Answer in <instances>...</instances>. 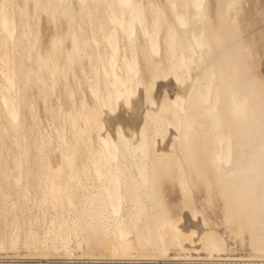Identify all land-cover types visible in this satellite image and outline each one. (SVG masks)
Wrapping results in <instances>:
<instances>
[{"label": "bare ground", "instance_id": "bare-ground-1", "mask_svg": "<svg viewBox=\"0 0 264 264\" xmlns=\"http://www.w3.org/2000/svg\"><path fill=\"white\" fill-rule=\"evenodd\" d=\"M0 264H264V0H0Z\"/></svg>", "mask_w": 264, "mask_h": 264}, {"label": "rangeland", "instance_id": "rangeland-1", "mask_svg": "<svg viewBox=\"0 0 264 264\" xmlns=\"http://www.w3.org/2000/svg\"><path fill=\"white\" fill-rule=\"evenodd\" d=\"M42 17H43V18H42ZM44 20H45V15H44V16L42 15V16H41V21H44ZM18 248H21V250L16 249L17 251L15 250V251H13V253H10L12 256L15 255V256H14L15 258L13 257L14 261H18V260H19V261H30V260H31L30 262H33V261H35V259H36V261H38V260H37V257H36V256H37V253H38V250H37V251L34 250L35 252L32 250L31 252H33V253H31V255H32V254H33V255H32V256L29 255L28 257H26L25 254H24V253H25V249L23 250V247H18ZM22 250H23V252H22ZM177 250H178V249H177ZM177 250H174V248H173V249L170 250V252H171V253H175V252L177 253V252H178ZM173 251H174V252H173ZM179 252H181V251L179 250ZM179 252H178V253H179ZM53 253H54L55 255H54V254H53V256L50 255L49 259H50L51 261H57V260L55 259V257H58V254L55 253V251H54ZM18 254H19V255H18ZM35 254H36V255H35ZM56 254H57V255H56ZM22 255H23V256H22ZM21 256H22V257H21ZM91 256H92V255H91ZM35 257H36V258H35ZM83 257H84V258H82V261H84V260H86V261H87V260L95 261L96 258H99V257H97V256H95V257L92 256V257L90 258V255H89V256L86 255V256H83ZM104 257H105V258H104ZM17 259H18V260H17ZM26 259H27V260H26ZM32 259H33V260H32ZM93 259H94V260H93ZM97 260H100V261H107V260H109V259H108V257L103 256L101 259H97ZM36 261H35V262H36ZM44 262H45V261H43V263H44Z\"/></svg>", "mask_w": 264, "mask_h": 264}]
</instances>
